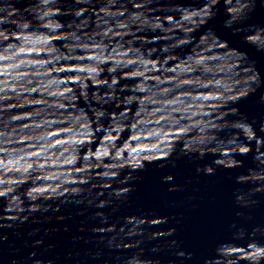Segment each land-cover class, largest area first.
Masks as SVG:
<instances>
[{"label": "clouds", "instance_id": "1", "mask_svg": "<svg viewBox=\"0 0 264 264\" xmlns=\"http://www.w3.org/2000/svg\"><path fill=\"white\" fill-rule=\"evenodd\" d=\"M258 9L264 0H0V264H264ZM201 28L214 34L205 51L169 68ZM249 98L258 118L241 111ZM181 160L233 186L234 216L199 254L158 209L125 214L149 165ZM161 182L184 187L171 171ZM73 217L82 247L58 252L52 238Z\"/></svg>", "mask_w": 264, "mask_h": 264}]
</instances>
